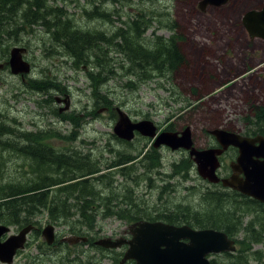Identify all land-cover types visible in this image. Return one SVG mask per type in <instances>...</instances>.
Instances as JSON below:
<instances>
[{
    "label": "rangeland",
    "instance_id": "obj_1",
    "mask_svg": "<svg viewBox=\"0 0 264 264\" xmlns=\"http://www.w3.org/2000/svg\"><path fill=\"white\" fill-rule=\"evenodd\" d=\"M96 1L100 3L101 0ZM105 1L102 9L110 12L112 21L109 22L83 16V9L80 5L90 9L92 4L89 0H50L49 4L64 7L69 14L73 15L78 22L75 25L80 28H100L108 33L123 25L117 19L126 21L127 16L135 14L137 9L153 12L156 14L153 20L156 24L154 28H149L146 31L145 36H152L156 31L157 34L169 38L175 33L181 48L180 51L186 58L184 65L171 70L169 77L154 73L156 79L149 78L128 87L126 82L131 80V83H134L135 78H126V62L123 55L113 48L107 50L106 53L112 60L106 74V84L104 87L101 86L100 90L102 94L105 91L108 92L114 107H121L133 120H153L161 130L169 123H175V129L190 126L193 140L199 148L211 146L209 144L212 139L208 133L211 128L232 129L243 134L261 133L255 129V123L258 109L264 106V39L250 36L243 24V17L247 10L262 7L264 0H228L220 6L208 5L204 10L199 7L201 0ZM8 26L10 27V25ZM47 33L49 32L38 27L37 34L42 40L48 38ZM0 34L5 38L10 37L4 31H0ZM25 38L29 39L32 44L27 55L28 60L34 63L30 77L55 78L58 86L68 89L71 106L68 111L61 110V107L63 109L69 107L62 102L61 98L65 97L64 94L56 90H52L49 94L33 92L30 87L26 86V82L22 85L17 78L10 74L9 70H5L0 73V119H3L6 125L11 127L9 121L16 118L20 122L19 125L26 130L35 131L37 128L47 127L58 129L64 138L56 136L44 138L47 139L49 145L56 151L67 154L77 152L87 155L91 161L101 164V167L112 165L116 156L121 153L123 156L135 155L149 148V140L137 139L142 137L140 135L131 141L133 142L131 145H127L125 141L114 134L117 118L113 117L111 111L105 109L103 101L101 104L98 103L92 95V83L87 77L85 68L70 66L71 60L66 62L63 56L48 59L40 48L42 41L28 36V34H25ZM7 45L13 47L18 44L9 40ZM0 60L2 59L0 58ZM96 69L95 71H101L100 68ZM112 69L116 74H109ZM89 70L94 72V67H90ZM43 99H50V102L39 104L38 102ZM189 101L193 104L186 106ZM182 107L185 108L182 109ZM72 111V117L79 118L82 122L80 127L74 126L70 121L62 120L61 114ZM73 131H77V133L73 134ZM67 136H70L71 139H68ZM1 139L12 140V136L8 133ZM14 153L13 150H4L0 147V163L6 166L9 179L8 181L3 180V183H9L12 181L11 178H14L23 179L18 180L17 183L30 184L33 173L24 172L26 170V167L23 166L24 158ZM162 154L164 166L169 167L172 161L181 159L187 155V152H173L168 148H163ZM232 154L228 153L226 160ZM119 167L122 168V166ZM114 171L116 170L111 172L112 178H114L112 183L107 179L96 184L95 188L105 196L110 195L111 190L115 188L118 200L112 201L111 205L123 204L126 194L124 190L126 178L123 174L114 173ZM104 172L109 175V170ZM189 184L196 185L199 189L209 186L199 177L197 171L192 174ZM61 187L62 185L58 184L48 189L49 202L54 200L55 203H59L62 200H67V204L76 203V200L69 196V192L61 191ZM177 192L181 197L184 189H179ZM136 193L146 203H151L156 199L155 192L148 188H139ZM189 200L190 205L181 206L189 207L188 209L182 208L183 217L191 218L195 213L204 217L207 214H217L223 209L225 213L244 217L248 222L254 214L258 213L250 208L243 199L234 196L227 198L225 202L222 200L221 207L217 212L205 209L207 198L201 206L191 199ZM49 214L51 213L46 207V210L38 214V220L42 228L47 223H51L55 226V231H59L54 243L48 244L44 248L38 247L45 239L41 232L40 237L33 232L28 239L31 244H27L21 253L15 256L12 264H26V262L30 264L27 261L28 255L38 252H41V256L45 260L55 258L60 254L57 248L59 241L63 237L67 238L71 235L68 223L64 224V220H71L73 214L67 215L69 218L59 215L58 219L60 220L57 223L54 220H49ZM32 215L33 211L28 212L29 217ZM116 218L118 217L114 215L110 218L107 216L98 218L95 221V229L99 230L96 238L111 234L124 235L127 223ZM19 219L24 222V214ZM18 231L17 225L11 226V233ZM8 235H5L3 239ZM61 247L66 249L62 254L65 255V262L68 263L69 259L77 256L76 253H73L72 248H67L68 245L61 244ZM80 248L86 250L79 255V259L84 264H87L92 255H97L99 258L98 251L85 245ZM120 251L124 252V249ZM113 262L106 256L100 258L99 264H113ZM0 264L8 263L0 261ZM45 264L50 263L46 262Z\"/></svg>",
    "mask_w": 264,
    "mask_h": 264
},
{
    "label": "trees",
    "instance_id": "obj_2",
    "mask_svg": "<svg viewBox=\"0 0 264 264\" xmlns=\"http://www.w3.org/2000/svg\"><path fill=\"white\" fill-rule=\"evenodd\" d=\"M89 1L92 4L90 9L80 5L83 9L82 13L84 17L104 22L112 21L110 12L102 9L103 3L106 2L105 0H101L100 3H97L96 0ZM39 2L41 3H38V1L35 3L31 0H0V31H4L10 36L16 35L19 31L27 30V27L31 28L34 23H47L50 16V19L57 18L51 22V27L58 31V40L64 44L67 50L66 55L69 57L71 54L75 55L77 67L86 69V74L93 84V86L91 84L92 95L100 104L103 101L104 105L110 106L107 94L105 92L102 94L100 90L101 86L104 87L106 74L112 60L108 56V53H106L107 50L113 48L123 55L126 62V78H135L134 83H131V80L126 82L127 86H134L149 78L154 80L156 79V74L169 77L171 70L181 67L186 61L184 54L180 51L181 48L177 42V35L175 33L169 38L157 34L156 31L153 32L152 36H145L146 31L149 28H154L156 24L153 21L156 14L153 12L137 9L135 14L127 16L126 21L117 19L123 25L108 33L100 28H80L75 25V18L71 17L64 7H52L47 4L48 0H46V4L40 0ZM62 15H65L66 19L67 17L68 19L62 21L60 19ZM0 41L2 44H7L9 38H5L0 34ZM90 67L100 68L101 71L96 69L97 71L91 72L89 70ZM109 74L114 75L116 73L112 69ZM33 85L37 89H48L49 87L48 85L43 86L39 83H33ZM192 104L189 101L186 106ZM185 107H182V109ZM61 117L64 120H72L71 122L74 126L80 127L82 125L79 118H73L72 114L62 115ZM255 129L258 132L264 133V106L258 109ZM11 132L10 126L4 122L0 123L1 146H13L12 140L1 139L3 135ZM49 136L64 138L61 131L52 128L47 132L39 131L30 136L34 147V153H29V156L34 161L33 171L29 173H33L30 184L24 182L17 183L18 180L23 179L14 178H11L12 181L9 183H3V180L8 181L9 179L7 178L6 166L0 163V222H16L20 220L19 217L23 214L24 221H31L32 218L28 216V212L33 211V214L37 212L41 213L46 210V207L54 215V218L60 217V214L68 218L67 215L73 214L72 208L74 207L75 209L78 206H81V212L83 213L85 209L95 203L97 196L100 197L99 189L94 187V184H97L95 180L100 181L104 179L106 181L108 179L110 183L114 181L111 172H109V175L102 173L97 176L99 170L102 169L101 164L97 161H91L89 156L77 152L70 154L57 152L49 145L47 139H44ZM67 138L71 139L70 136H67ZM157 160V155L150 153L148 154L147 165L155 163ZM124 163H126V155L120 154L116 156V160L112 165L116 167L114 173L123 174L126 178V167H119ZM131 172L132 170L128 169L127 174L130 175ZM95 176L97 177L94 180ZM56 183H64V186L60 188L61 191L69 192V196L74 198L76 203L67 204V200H62L59 203H55L54 200L49 202L47 196L48 189L56 185ZM43 188L46 189L41 190ZM124 190L126 192V186ZM102 198L105 199L104 203L107 204L108 208H112L114 213L126 215V209L123 205H111L112 201L118 199L115 188L111 190V196ZM222 200L219 194H211L206 200L205 209L219 211ZM179 208L188 209L189 207L179 206ZM57 211L61 213L57 215ZM217 214L227 216L223 209ZM191 215L193 216L192 213ZM132 219L133 217H130V220ZM184 219L187 222L198 220L200 221L199 223L204 224L213 222L211 217L207 221H202L205 218L201 217L198 213H195L191 218L184 217ZM220 222L224 221L220 220ZM82 224L88 229L96 226L93 218L89 219V221H83ZM68 228L72 233L81 234L78 232L80 227H77L75 224L68 225ZM261 233L264 234L263 231ZM258 235L259 232H256V236ZM72 247L70 246L69 248ZM73 264L84 263L80 260Z\"/></svg>",
    "mask_w": 264,
    "mask_h": 264
},
{
    "label": "flooded vegetation",
    "instance_id": "obj_3",
    "mask_svg": "<svg viewBox=\"0 0 264 264\" xmlns=\"http://www.w3.org/2000/svg\"><path fill=\"white\" fill-rule=\"evenodd\" d=\"M31 1L35 3L38 1V3H41L39 2V0H31ZM40 1L46 4V0H40ZM47 4L50 5L49 0ZM50 6L59 7L56 5H50ZM70 16L73 17L72 14H70ZM50 17H49V22L47 23L44 22H39L41 24L34 23L32 24L31 28L27 27V30L19 31L16 35L13 34L9 37V40H12L13 42H17L18 45H14V46H18L26 49V51L23 53V58L30 65V71L28 73L16 74L12 72L11 67L9 65V58H10V51L12 48L11 47L12 44L8 46L7 44H2V42L4 41L3 39L2 42L0 41V58L2 59L0 61V64H5V67L2 70H0V73L5 70H9L11 72L10 74L13 75L15 78H17L22 85H24V83L26 82V86L30 87L33 90V92L36 93L44 94L47 92V94H49L52 90H56L64 94L65 97L61 98L63 100L62 102L65 104V106L67 104L69 107L65 109L61 107V110L67 111L71 106L70 95L67 93L69 92L68 89H66L65 87L58 86L54 80L55 78L53 79L50 77H46V78L37 79L30 77L34 63L28 60L27 55L30 52V48L32 47V44L29 39L25 38V34H28V36L35 37V39H37L38 41H42L40 48L43 51L44 56L46 58L54 59L62 56L65 57L67 50L65 49L64 44L58 40V31L51 27V22L57 18L50 19ZM60 19L62 21L67 20L65 15H62ZM38 27H41V29L44 30L45 32H49L47 33L48 35L47 39L42 40V38L38 37L37 34ZM65 61H66V57H65ZM76 62L77 60L75 55L71 54L70 66L74 68H78ZM33 83H39L43 86L48 85L49 87L48 89H37L34 87ZM50 99L47 100L43 99L40 100L38 103L47 104L50 102ZM104 107L109 111L113 109L108 106H104ZM91 116H93V114H91ZM3 122H4L3 119H0V123ZM9 122H11V129H12V132L9 134H11L12 136L13 152L15 151V153H34L33 142L30 136L33 133L39 131L46 132L47 131L46 128H37L35 131L26 130L19 125L20 122L16 118H12ZM183 128L184 126H182L180 129H175V123H169L160 132L162 131L181 132ZM228 130L233 131L232 129H228ZM243 135L256 137L255 136L256 134L253 135L252 133L249 134L246 133ZM209 136L212 139L211 143L209 144L211 145L210 147H220L215 136H213L211 133H209ZM154 142L155 140L153 141V143H151V146L148 149L140 151L135 155L126 156V194L124 195L123 204L116 203L119 206L123 205L125 207L126 215L121 213H114L113 209L108 208L107 204L104 203L105 199L99 196L96 197L95 203L91 207L85 209L83 213L81 212V206L75 208L74 214L71 216V220H68L67 222H74V224L77 227H80V230L78 232L81 234L76 233V235H78L79 237L87 236L88 240L85 242L83 240H80L78 243L71 245L73 246L72 247L73 253H76L77 256H74L73 258L69 259L68 261L69 264H73L75 262L80 261L79 255L86 251L83 248H80L83 245L87 246L92 250H96L100 253L99 258L97 257V255L90 256V259H88L87 264H99L100 258L106 256H108L110 259L114 261L113 264H135L136 261L133 259H129L123 262L124 255L127 249L129 248L128 244H124L121 247H117V248H110V247H104L102 245H98L96 244V241L102 238L104 239L105 237L108 238L111 237L113 239H117L120 237L131 238L133 235L131 233L130 227L132 224L138 221L162 222L177 227L188 224L194 230L214 229V230L224 231L227 234V236L233 240L235 250H228V251L221 250V251L208 252L205 256L209 262L208 264H264V234L261 233V231L264 232V206L259 203H255L253 200H251L250 197L238 192L233 188L225 187L223 186L222 183H210L208 182V180L203 179L201 176L199 177L203 181L209 184V186H207L205 189H199L196 185L189 184V181L192 179V174L195 173V171H197V167H196L197 164L193 160H191L188 154L189 152L184 149L174 150L164 144L155 146ZM194 144L196 145L195 142ZM153 146L155 148H153ZM163 148H168L170 151L173 152H180V153L187 152V155L183 156L179 160L172 161L169 167H166L164 166L163 163V154H162ZM150 153H155V155H157L158 157L159 162H155V163L150 162L151 164L147 165L146 161L148 158V154ZM228 153H233V154L229 157L228 160H226ZM238 155H239V148L231 145L227 150H225L224 154L220 156L221 177H229L233 173L231 163L237 160ZM22 157L24 158L23 166L26 167V170L24 172L29 174L33 171L34 161L30 156L26 158L24 156ZM128 169L132 170L130 175L127 174ZM240 176L245 177L243 173H241ZM142 187L148 188L153 192H155L156 199L153 202L146 203L144 199H142L139 195H137L136 190ZM182 188L184 189V193L180 197L177 191ZM211 194H219L220 197L224 200V202L226 201L227 198L232 196L241 198L250 208H252L254 211L258 213L254 214L250 218V220H248V222H246L244 217L233 215L231 213H226L227 216L220 214H207L203 217L205 218V220L202 221H207V219L211 217L213 222L209 224L199 223L200 221L198 220H190L189 222L185 221L181 213L182 208H179V206L190 205L189 199H191L192 201L196 202L199 206H201L204 200L206 198H209ZM106 215L107 218H110L113 215L117 216L118 218L116 219L123 220L127 223L126 230H124V235L111 234L96 238V234L99 232V230L95 229V227L88 229L86 228V226L82 224L83 221H89V219L92 218L95 221H97L98 218L100 217L104 218ZM130 217H133V219L130 220ZM31 218H32L31 221L22 222L21 220H18L16 222H8V223L0 222V223L10 227V232L8 233L9 235L16 234V233H11V226L17 225L18 230L20 231L23 228L27 227L28 225L33 224L34 225L33 230L28 235V239L33 232H35L36 236L40 237V232L41 234H43L42 227H38L34 224L35 221L34 214L32 215ZM220 220H223L224 222H220ZM256 232H259L258 236H256ZM5 235L7 234H4L2 238ZM185 241H189V239H185ZM61 243L62 241L60 240L57 247L58 250L60 251V254L56 255L55 258L52 257V258H47L45 260L41 256V252H38L37 255L29 254L27 257V261L30 264H41V263L45 264L46 262H49L50 264H67V262H65V255L64 256L62 255L63 253H65L66 249L61 247ZM27 244H31V242L27 241L26 245ZM48 244L49 243H47L46 241H41L38 247L44 248L47 247ZM69 247L70 245L67 248ZM121 249H124V252L120 251ZM19 253H21V250L18 251L17 255Z\"/></svg>",
    "mask_w": 264,
    "mask_h": 264
},
{
    "label": "water",
    "instance_id": "obj_4",
    "mask_svg": "<svg viewBox=\"0 0 264 264\" xmlns=\"http://www.w3.org/2000/svg\"><path fill=\"white\" fill-rule=\"evenodd\" d=\"M228 0H201L200 9L208 5L220 6ZM243 24L252 38L264 39V6L262 9H249L243 17ZM26 49L15 46L10 51L9 65L13 73H28L30 65L23 59ZM5 64H0V70ZM118 121L114 133L124 140H132L136 131L151 138L157 135V126L152 120L133 121L126 111L117 107ZM209 132L216 137L221 147L199 149L194 145L192 130L188 126L181 132L163 131L154 143L155 146L165 144L173 149L183 148L189 151L190 157L197 164L199 174L211 183L222 181L223 185L264 203V135L256 137L244 136L237 132L217 127ZM258 143V144H257ZM239 148L236 161L231 163L233 173L222 178L218 174L219 156L230 146ZM244 173L245 177L240 176ZM33 225L10 235L6 240L2 236L10 231V227L0 224V261L12 263L19 249L25 247L27 234ZM132 237L113 239L105 237L96 241L104 247L117 248L128 244L123 262L133 259L135 264H208L205 257L210 251L235 250L234 242L224 231L214 229L194 230L185 224L177 227L162 222L138 221L130 227ZM44 239L52 244L55 240V228L47 225L43 231ZM113 239V240H112ZM189 239V241H185ZM63 240L70 244L88 240L87 236L73 235Z\"/></svg>",
    "mask_w": 264,
    "mask_h": 264
},
{
    "label": "bare ground",
    "instance_id": "obj_5",
    "mask_svg": "<svg viewBox=\"0 0 264 264\" xmlns=\"http://www.w3.org/2000/svg\"><path fill=\"white\" fill-rule=\"evenodd\" d=\"M50 1V0H49ZM44 6V5H43ZM50 12V11H49ZM23 13V12H22ZM67 19H68V17H67ZM70 21V20H69ZM49 22V21H48ZM72 23V22H71ZM39 24H41V23H39ZM38 24V25H39ZM44 24V23H43ZM15 26V25H14ZM49 26V25H48ZM5 27V26H4ZM43 27V26H42ZM49 28V27H48ZM8 29V28H7ZM74 29V28H73ZM54 32V31H53ZM12 33V32H11ZM52 33V32H51ZM23 34V33H22ZM18 38V37H17ZM172 38V37H171ZM3 39V38H2ZM56 41V40H55ZM8 44V43H7ZM13 45V44H12ZM28 48V47H27ZM8 49V48H7ZM47 50V49H46ZM6 51V50H5ZM55 51V50H54ZM51 52V51H50ZM52 53V52H51ZM54 53V52H53ZM63 53V52H62ZM70 54V53H69ZM3 56V55H2ZM3 58V57H2ZM75 66V65H74ZM79 68V67H78ZM33 71V70H32ZM47 82V81H46ZM55 87H56V85H55ZM177 93V92H176ZM12 145V144H11ZM13 147V146H12ZM17 149V148H16ZM2 151V150H1ZM11 152V151H10ZM15 152V151H14ZM116 197V196H115ZM118 200V199H117ZM114 253V252H113ZM116 253V252H115Z\"/></svg>",
    "mask_w": 264,
    "mask_h": 264
}]
</instances>
